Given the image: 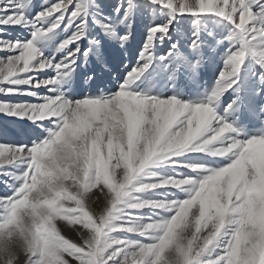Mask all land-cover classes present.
<instances>
[{"label": "snow or ice", "instance_id": "1", "mask_svg": "<svg viewBox=\"0 0 264 264\" xmlns=\"http://www.w3.org/2000/svg\"><path fill=\"white\" fill-rule=\"evenodd\" d=\"M0 116V264H264V0H0Z\"/></svg>", "mask_w": 264, "mask_h": 264}, {"label": "rangeland", "instance_id": "2", "mask_svg": "<svg viewBox=\"0 0 264 264\" xmlns=\"http://www.w3.org/2000/svg\"><path fill=\"white\" fill-rule=\"evenodd\" d=\"M36 4H39L41 0H34ZM105 3H110L112 0H104ZM10 35H19L20 33H9ZM140 37L137 36V40L133 44V49H135L136 46L139 44ZM129 61H125V63H128ZM211 79V75L209 72H205L203 75V80L208 81ZM180 83L188 90H191L193 88V85H191L187 80L181 79ZM85 91L89 90L88 86H84ZM262 101L259 98L254 99L253 101V107L258 111L259 105ZM242 120L245 122L252 121L255 123V120L248 112H245L242 116ZM19 133V126L10 122L7 118L0 116V140L7 139L8 141L14 140ZM63 234L67 236V238H70L74 241H79V236L76 232L71 230V227L63 229Z\"/></svg>", "mask_w": 264, "mask_h": 264}]
</instances>
